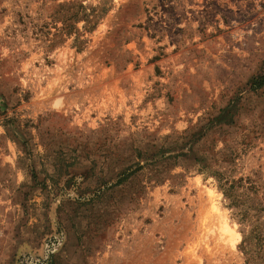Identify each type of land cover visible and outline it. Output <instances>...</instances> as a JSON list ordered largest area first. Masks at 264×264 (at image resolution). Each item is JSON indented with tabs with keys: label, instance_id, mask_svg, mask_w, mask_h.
<instances>
[{
	"label": "rangeland",
	"instance_id": "1",
	"mask_svg": "<svg viewBox=\"0 0 264 264\" xmlns=\"http://www.w3.org/2000/svg\"><path fill=\"white\" fill-rule=\"evenodd\" d=\"M0 264H264V0H0Z\"/></svg>",
	"mask_w": 264,
	"mask_h": 264
},
{
	"label": "trees",
	"instance_id": "2",
	"mask_svg": "<svg viewBox=\"0 0 264 264\" xmlns=\"http://www.w3.org/2000/svg\"><path fill=\"white\" fill-rule=\"evenodd\" d=\"M234 115H235V111L233 110L232 106L230 105L226 109L222 110V116L219 118V120L226 122V123L227 122L230 123V122H232ZM126 177H128V176H126ZM122 180L123 179H121L120 181H122Z\"/></svg>",
	"mask_w": 264,
	"mask_h": 264
}]
</instances>
